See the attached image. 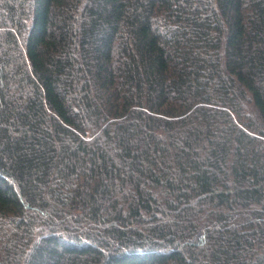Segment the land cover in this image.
I'll list each match as a JSON object with an SVG mask.
<instances>
[{"label": "trees", "instance_id": "obj_1", "mask_svg": "<svg viewBox=\"0 0 264 264\" xmlns=\"http://www.w3.org/2000/svg\"><path fill=\"white\" fill-rule=\"evenodd\" d=\"M0 264H264V0H0Z\"/></svg>", "mask_w": 264, "mask_h": 264}]
</instances>
